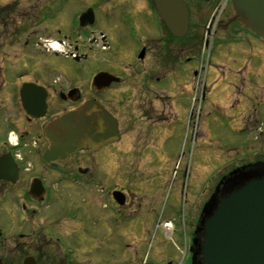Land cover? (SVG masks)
I'll return each mask as SVG.
<instances>
[{
    "label": "flooded vegetation",
    "instance_id": "obj_1",
    "mask_svg": "<svg viewBox=\"0 0 264 264\" xmlns=\"http://www.w3.org/2000/svg\"><path fill=\"white\" fill-rule=\"evenodd\" d=\"M219 1H211L216 2L212 13ZM201 10L190 7L189 34L193 35L187 45L174 50L173 38L161 26L153 0H0V210L6 209L7 219L16 218L8 212L9 203L4 205L9 196H15L20 218L0 221V264H90L81 249L71 250L63 243L66 239H80L87 254L95 252L96 264H106L99 249L112 241L122 244L126 231L160 226L161 218L165 223L174 221L173 231L179 237V212L172 217L171 212L160 215L152 207L137 209L140 199H148L150 194H143L141 187H130L140 185L136 177L142 173L135 172V167L125 171L124 156L134 146L128 141L122 145L125 133L121 128L138 120L142 125L139 146L152 145L158 135L163 139L166 133L172 135L173 111L190 117L194 114L183 100L186 102L193 91L189 84L200 79L198 71L176 95L173 88L181 80L173 75L181 64L185 67L200 60V31L205 28L197 19ZM194 16L198 22H192ZM155 19L160 25L159 37L154 32ZM219 20L211 16L206 29L215 25L213 33L222 32L226 25ZM246 36L250 38L248 52L232 49L221 55L238 62L246 55L263 59L255 80L241 81L248 86L242 95L251 102L256 95L253 88L264 90V42L250 32ZM218 47L221 51L227 46ZM97 73H107L117 81L94 86ZM258 78L263 80L258 83L260 88L251 81ZM86 101L98 104L117 120L120 138L79 151L64 162H44L49 147L46 125ZM245 105L239 110L247 114L252 105L248 101ZM260 106L264 107V100L257 104ZM252 112L253 119H258L256 110ZM136 152L149 153L146 149ZM66 189L68 193H64ZM53 198L60 203L46 214ZM65 199H69L67 205L61 203ZM16 201L21 203L16 205ZM199 204L197 201L195 207ZM191 210L188 207L184 214ZM63 218L70 227L77 224L69 235L54 232ZM186 224L187 241L194 226ZM12 225L20 230L9 232ZM99 229L105 231L106 238L97 235ZM108 232L114 239H107ZM172 249L171 256L180 252L179 245ZM193 255L194 264H198L197 247Z\"/></svg>",
    "mask_w": 264,
    "mask_h": 264
},
{
    "label": "rangeland",
    "instance_id": "obj_2",
    "mask_svg": "<svg viewBox=\"0 0 264 264\" xmlns=\"http://www.w3.org/2000/svg\"><path fill=\"white\" fill-rule=\"evenodd\" d=\"M186 2L193 9L197 6L202 9L199 18H197L201 25L205 27L200 31V36L203 34L200 42L201 47H203L205 39L210 41V46L207 49H201L200 60L190 63L185 67H183L184 64H181L173 75L174 79L178 78L181 80V83H177L175 85L176 87L173 88V94L176 95L177 92L179 93L180 90L185 89L184 86L187 84L186 80L193 78L194 71L202 70L201 77L203 83L206 85V93L201 103L200 121L196 140L191 139V134L188 130L189 116L186 113L181 114V112H178L175 123L174 111L173 123L171 124L172 135L166 133L164 139L161 138V135H158L156 143L152 145L140 144L139 146L137 140L140 137L137 138V136L140 133L139 130L142 125L137 122L138 120L134 124L124 126L121 130L125 133L122 145L128 141L129 146H134L133 151L128 152L124 156L125 171L126 168L128 170L129 167H135V172L142 173V175L139 174L136 177V181L140 185H132L130 181L128 183L131 184V188L141 187L143 189H140V191L143 194H150L148 199H140L137 209L145 207L143 209L144 211L146 208L152 207L160 215L163 212H171L172 217L175 213L179 212L181 217L179 223L187 225L186 222H188L190 223V227H193L197 221L201 207L191 208L192 210L187 216L184 213L188 207L195 206L197 201H201L199 197L201 193L204 194L202 200L208 199L218 178L238 166L264 161V107H257V104L264 100V90L253 88L256 95L250 102V100H246L245 95H242L246 90L248 92V86L247 84L245 85V82H241L242 80L257 77L258 74L255 72L257 67L262 65L263 59L246 55L241 62H238L234 58L224 59L225 55H221L223 51L230 54L232 49L233 51L235 49L243 51L249 47L250 38L248 36L245 37V33L242 32L239 25L229 28L225 34L218 36L221 40L226 39L225 35L240 39L241 41L239 43L218 42L214 35L208 36L207 38L205 36V29L213 14L211 6L216 4V2L209 4L200 3L196 0H186ZM223 2L224 0H220L218 3V17L232 15L231 8L228 5L223 6ZM197 19L196 17L193 18L192 22H198ZM153 25L155 35L159 37L161 30L157 19L153 21ZM192 35L191 32L190 36L181 41L174 40L172 42L173 49L175 50L177 47L187 45ZM231 45H233V48H231ZM215 46L227 47H221V51L217 48L211 52ZM244 52L246 53L248 50ZM238 55L241 56L240 53ZM185 56L181 59L183 60ZM173 57L175 59V54H173ZM221 58L224 60H221ZM230 79L233 83H231ZM253 79L255 80V78ZM259 79L257 81H251L257 83V87L260 88L259 84L261 85L263 80ZM192 85L193 82L189 84V86ZM183 99L184 96L178 100V103ZM247 101L250 103V107L252 105L251 110H256L258 119H253V112L251 110L247 114L239 110ZM183 102L184 106L191 104L190 100H188V103L184 100ZM196 104L199 105V103ZM124 116L119 115L120 118ZM250 118L251 120H247ZM130 140L134 142V145ZM147 141L149 140L147 139ZM143 149L149 151L146 156L136 152H140ZM150 151L152 154H150ZM64 193H68V189ZM8 198L9 200L4 205L9 203L7 207L8 212L14 214L16 218L12 219L10 216V219H7L6 209L1 208L0 221L3 222L5 220L20 219L17 216V211L14 206L16 197L9 196ZM19 203L21 201H16V205ZM59 203V199L53 198V202L50 203L51 206L46 208V214L54 207V204L59 205ZM61 203L67 205L69 199L62 200ZM92 204L95 205L96 203L92 201ZM195 212L198 213L195 215ZM162 220L161 218V222L165 223ZM143 223L140 222L139 225ZM76 225V223H71L70 227L69 221L63 218L57 225L60 229L56 227L54 232L59 235H69L70 231L73 230L72 226L74 227ZM166 225L167 223L161 224L160 226L155 225L156 227H153V224L145 225L146 227L136 229L135 233L127 232L126 226L125 239L122 243L123 247L122 244L117 245L113 241L108 242L107 247H103L105 250L104 254L103 248L99 249L102 254L100 258L103 257L106 260V264H165L166 261L172 264H179L182 260V255L176 254L171 256L170 251L178 244L181 246L182 242L181 239H174L175 242L173 243L170 241V238L176 235L170 233L171 230ZM188 225L187 227H189ZM18 230H20V227L16 228L13 225L8 227L9 232ZM96 232L98 236L106 238V233L103 229H99ZM107 234V239H114L115 235L113 233L108 232ZM63 243L71 250H75V248L81 249L84 252L82 253L84 260L86 259L90 264H96L93 260L95 252L92 251L90 254H87L86 245L80 239H66ZM174 243H177V245L174 246ZM93 246L97 247V243H94ZM118 247L119 249H117ZM121 250L123 251L122 253ZM96 257L99 258V255H96ZM165 257L171 258L167 259ZM162 258H164L163 261H161Z\"/></svg>",
    "mask_w": 264,
    "mask_h": 264
},
{
    "label": "water",
    "instance_id": "obj_3",
    "mask_svg": "<svg viewBox=\"0 0 264 264\" xmlns=\"http://www.w3.org/2000/svg\"><path fill=\"white\" fill-rule=\"evenodd\" d=\"M230 1L236 19L264 41V0ZM153 2L168 32L174 38L186 36L189 12L184 3ZM111 81L116 79L105 73L94 77V85ZM44 133L50 143L43 155L46 163L62 162L77 151L95 149L118 139L116 121L93 102L57 117ZM225 179L202 211L196 232L202 237L197 263L264 264V162L237 169Z\"/></svg>",
    "mask_w": 264,
    "mask_h": 264
},
{
    "label": "bare ground",
    "instance_id": "obj_4",
    "mask_svg": "<svg viewBox=\"0 0 264 264\" xmlns=\"http://www.w3.org/2000/svg\"><path fill=\"white\" fill-rule=\"evenodd\" d=\"M53 49L56 50L57 48L55 46H53Z\"/></svg>",
    "mask_w": 264,
    "mask_h": 264
}]
</instances>
